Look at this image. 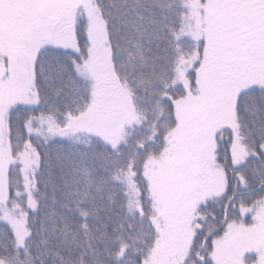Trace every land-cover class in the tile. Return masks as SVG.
<instances>
[{
  "label": "snow or ice",
  "instance_id": "obj_1",
  "mask_svg": "<svg viewBox=\"0 0 264 264\" xmlns=\"http://www.w3.org/2000/svg\"><path fill=\"white\" fill-rule=\"evenodd\" d=\"M0 264H264V0H0Z\"/></svg>",
  "mask_w": 264,
  "mask_h": 264
}]
</instances>
